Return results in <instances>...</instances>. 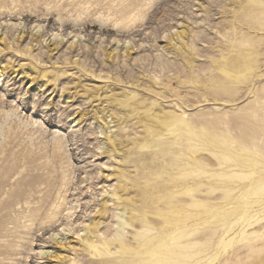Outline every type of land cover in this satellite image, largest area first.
<instances>
[{
	"label": "rangeland",
	"instance_id": "374dc122",
	"mask_svg": "<svg viewBox=\"0 0 264 264\" xmlns=\"http://www.w3.org/2000/svg\"><path fill=\"white\" fill-rule=\"evenodd\" d=\"M0 264H264V0H0Z\"/></svg>",
	"mask_w": 264,
	"mask_h": 264
},
{
	"label": "bare ground",
	"instance_id": "6f19581e",
	"mask_svg": "<svg viewBox=\"0 0 264 264\" xmlns=\"http://www.w3.org/2000/svg\"><path fill=\"white\" fill-rule=\"evenodd\" d=\"M124 201L126 202V199H124ZM121 202H123V200L121 201ZM156 208V207H155ZM101 212H103V210H102V206H101ZM100 211V210H99ZM147 216V215H146ZM165 220V219H164ZM162 223V222H161ZM167 225V224H166ZM165 225V226H166ZM162 226L164 227V225L162 224ZM161 227V226H160ZM150 236V235H149ZM148 240H153L152 238H149ZM145 245V244H144ZM169 245V244H168ZM170 246V245H169ZM171 250V249H170ZM41 254H46V256L47 255H50V253H47V252H41ZM152 263V262H151Z\"/></svg>",
	"mask_w": 264,
	"mask_h": 264
}]
</instances>
